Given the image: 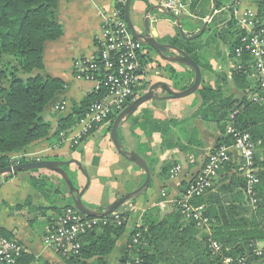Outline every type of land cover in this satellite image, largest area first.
<instances>
[{"label":"crops","instance_id":"0c3cea01","mask_svg":"<svg viewBox=\"0 0 264 264\" xmlns=\"http://www.w3.org/2000/svg\"><path fill=\"white\" fill-rule=\"evenodd\" d=\"M181 2L185 8L178 19L161 13L152 0H132L129 17L137 31L143 30L147 20L152 36L161 44L172 45L171 42L179 36L177 21L180 25L191 21L190 27L183 29L188 36L205 29L200 37L189 41L199 59L202 74L200 87H220L224 97H232L233 100L239 99L244 92L248 95L255 88L252 73L247 77L244 90V83L235 84L232 80L229 47L235 35L224 34L220 39L217 35L228 27L231 16L236 22L235 29L243 31V13L257 14L264 7L256 0H237L235 4L230 0L225 5L223 3L224 7L220 10H216L215 0ZM116 5L114 0H57L56 18L63 34L44 45L43 70L39 73L61 80L64 88L44 111V120L50 124L48 137L13 156L25 157L30 162H79L89 178L82 202L86 208L96 211H103L118 198L139 188L144 182V172L115 150L107 134L110 120L91 130L92 133L88 132L76 145L70 139L59 142L53 138L60 115L54 107L63 103L66 110L62 114L67 115L73 103H80L87 94L94 92L93 83L75 77L73 65L78 60L97 57L101 18ZM141 48L151 63L145 65V83L139 93L143 94L156 82H164L175 90L164 70L167 66L189 73L178 64L162 60L142 44ZM192 81V78L186 79L185 84ZM157 94L158 99L139 107L117 130L122 149L133 151L146 161L151 182L143 194L123 206L130 216L123 235L106 258L107 264H119L145 211L156 208L161 214H166L175 208L185 187L197 175L204 159L220 138L216 123L202 119V113H199L201 101L196 93L179 100L167 99L159 91ZM77 133L78 128H74L68 136L71 138ZM175 166H180L181 171L172 178L171 170ZM64 170L76 188L81 190L86 185V177L76 166L69 165ZM61 180L58 174L47 170L0 176V236L13 238L22 246L24 254L20 264H67L45 240L46 227L57 216L59 208L72 204L69 191Z\"/></svg>","mask_w":264,"mask_h":264},{"label":"trees","instance_id":"16d2710c","mask_svg":"<svg viewBox=\"0 0 264 264\" xmlns=\"http://www.w3.org/2000/svg\"><path fill=\"white\" fill-rule=\"evenodd\" d=\"M229 1L215 0L216 10L223 8V3L225 5ZM256 1L264 7V0ZM115 8L124 18V5L117 4ZM56 15L57 0H0V168L9 167L11 157L25 152L32 143L49 135L50 124L44 120V111L57 93L63 90L64 83L56 78L42 76L39 72L43 70L44 45L63 34ZM204 16L202 13V17ZM257 18L264 28V9H260ZM181 25L186 30V24L183 22ZM235 27L236 22L231 16L228 27L217 35L219 39L224 34L235 35L229 47L231 59L234 58L239 37L244 35V31ZM171 43L199 65V59L188 40L179 35ZM242 58L245 61L247 56ZM149 63L151 59L145 56L144 65ZM180 66L189 70V73L178 72L172 66L164 69L176 91L185 90L190 85L185 82L181 84L180 79L184 78L186 81L193 79L194 75L187 67ZM250 73L245 68L232 70V80L235 84L244 83V90ZM255 90L253 88L251 92ZM196 94L201 101L199 113H202V119L205 122H215L220 132V138L211 151L232 144L231 138L225 135V126L231 115L233 118L230 123L233 128L249 133L254 143L259 142L254 155L259 178L255 187V207L248 216L243 215L249 202V197L245 194V182L232 172L234 167L227 165L220 174H231L222 179L220 176L206 196L193 201L196 205L206 206V215L211 222L209 237L222 246L220 255L211 256L207 248L208 236L200 234L201 231L193 222L184 218L179 208L175 206L166 214L151 208L143 213L128 242L138 234V244L133 247L132 254L125 251L119 264H222L225 256L250 255L249 245L253 242L264 244V102L248 101L245 92L239 99L226 98L220 87L212 88L207 85H202ZM105 96L106 90L102 88L87 94L80 103H73L67 115H58L57 127L52 137L60 142V134H68L74 129L88 113L90 106L100 102ZM129 104L127 102L125 107ZM119 113L115 112L109 117L108 130ZM27 162L30 161L19 160L20 164ZM10 175L13 174L8 176ZM61 182L64 184L63 180ZM214 189L215 192H212ZM68 206L72 204L65 207ZM62 209L59 208V213ZM116 214L118 219H115ZM129 216L130 212L122 208L98 218V224L81 237L82 246L78 256L63 257L65 262L107 264L106 258L123 235ZM248 264H264V248L262 257L250 256Z\"/></svg>","mask_w":264,"mask_h":264},{"label":"built area","instance_id":"2783aa9c","mask_svg":"<svg viewBox=\"0 0 264 264\" xmlns=\"http://www.w3.org/2000/svg\"><path fill=\"white\" fill-rule=\"evenodd\" d=\"M158 10L175 19L183 13L184 4L181 0H152ZM237 0H234V4ZM122 4L123 0H114ZM241 26L244 35L239 37V44L234 49L232 70H249L255 81V91L247 95V100L253 103L264 102V28L259 23L257 14L243 13ZM247 56L242 61L243 56ZM145 52L141 44L132 37L120 11L113 8L101 18L100 35L97 44V57L90 60L74 62L73 72L77 79L94 84V91L102 88L106 96L93 103L88 113L79 121L75 128L78 133L69 138V134H60L62 141L70 139L76 145L82 137L102 123L109 121L115 112H121L127 102L131 103L141 93L144 86L146 68ZM63 103L56 104L54 111L62 114L65 111ZM234 114V113H233ZM233 115L225 126V135L232 144L221 146L209 152L197 175L187 184L182 196L177 200L179 208L186 220L193 222L197 229L206 233L207 248L211 256H218L222 246L209 237L211 222L206 215L205 205H196L194 200L206 196L213 184L218 180L220 171L227 165L234 167L232 171L245 182V194L250 203L255 205V187L259 182L258 168L255 166L254 155L259 142L254 143L247 132H239L231 126ZM25 157H11L10 166L19 163ZM181 171L180 166L171 170V177H176ZM118 219V214L115 215ZM99 219L88 218L80 214L73 206L65 207L52 219L45 230L46 243L64 258L76 257L81 249V237L90 232ZM139 235H134L127 244L126 252L132 254L133 247L138 244ZM263 244L251 243L250 255L225 256L222 264H248L250 256L262 257ZM24 254L22 246L13 238L0 236V264H20Z\"/></svg>","mask_w":264,"mask_h":264},{"label":"water","instance_id":"95a60500","mask_svg":"<svg viewBox=\"0 0 264 264\" xmlns=\"http://www.w3.org/2000/svg\"><path fill=\"white\" fill-rule=\"evenodd\" d=\"M131 1L132 0H125L124 20L134 40L151 49L162 60L168 63L183 65L188 69H190L194 74L191 85L182 91L172 90L168 86V84L164 82H156L152 84L147 89L146 92L138 96L129 105H127L119 114H117L116 118L113 121L112 127L109 132V138L115 150L121 156L126 158L129 162L133 163L144 172L145 178L142 185L136 190L118 198L112 204L107 206L103 211H96L86 208L82 202V196L89 185V178L82 169L80 163L75 160H70V161L40 160V161L27 162L23 164H17L14 166L0 168V176L16 174L19 172L35 171V170H47L58 174L61 177V179L64 181L69 191L72 206L80 214L93 219L102 218L117 212L118 210L123 208V206L126 203L137 199L141 194H143L148 189L151 182V172L146 161L133 151L127 152L123 150L118 141L117 130L120 127V125L123 123V121L129 119L138 110V108L144 105L145 103L158 99L159 98L157 94L158 91H162L163 93H165L166 94L165 98L167 99H172V100L184 99L193 95L194 93L197 92L198 89H200L201 80H202V74L198 64L187 53L180 50L179 48L172 45L159 43L156 40V38L152 36L147 20L144 22L143 30L137 31L134 28L129 17V8ZM204 30L205 29L200 30L198 34H195L193 36H188L187 34L184 33L183 28L181 27L180 23L177 21V31L180 37L184 40H188V41L194 40L200 37L203 34ZM69 165L76 166L86 177L87 180L86 185L81 190H79L74 186L71 178L64 170V167Z\"/></svg>","mask_w":264,"mask_h":264},{"label":"rangeland","instance_id":"374dc122","mask_svg":"<svg viewBox=\"0 0 264 264\" xmlns=\"http://www.w3.org/2000/svg\"><path fill=\"white\" fill-rule=\"evenodd\" d=\"M185 24H186V26H188V27H190V25L192 24L191 23V21H185L184 22ZM180 81H181V84H183L184 82H185V79L184 78H182V79H180ZM191 85V84H190ZM189 85V86H190ZM159 92H161V94H165V93H163L162 91H159ZM166 95V94H165ZM109 132H110V130H107V134H109ZM118 133H119V131H118ZM66 167H68V166H66ZM65 167V168H66ZM64 168V169H65ZM36 171V170H35ZM35 171H33V172H35ZM226 177H228L227 175H222L221 177H220V179H222V178H226ZM255 207V205L253 206L251 203H250V201L249 202H247V205H246V207H245V211L243 212V215H245V217L246 216H248L249 215V213H250V211L252 210V208H254ZM122 209V208H121ZM260 216V215H259ZM200 234H203V235H206L205 233H202V232H199ZM263 248H264V244H263V246H262Z\"/></svg>","mask_w":264,"mask_h":264}]
</instances>
